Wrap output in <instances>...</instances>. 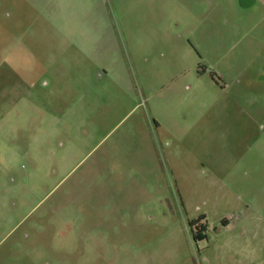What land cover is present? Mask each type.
Here are the masks:
<instances>
[{"label":"rangeland","instance_id":"rangeland-1","mask_svg":"<svg viewBox=\"0 0 264 264\" xmlns=\"http://www.w3.org/2000/svg\"><path fill=\"white\" fill-rule=\"evenodd\" d=\"M0 264H264V0H0Z\"/></svg>","mask_w":264,"mask_h":264},{"label":"trees","instance_id":"trees-1","mask_svg":"<svg viewBox=\"0 0 264 264\" xmlns=\"http://www.w3.org/2000/svg\"><path fill=\"white\" fill-rule=\"evenodd\" d=\"M203 216H199L196 219H192L190 221V225L191 226H196L198 224V222L201 220ZM194 239H203L205 237V234H200L199 230H196V232L193 234Z\"/></svg>","mask_w":264,"mask_h":264},{"label":"crops","instance_id":"crops-1","mask_svg":"<svg viewBox=\"0 0 264 264\" xmlns=\"http://www.w3.org/2000/svg\"><path fill=\"white\" fill-rule=\"evenodd\" d=\"M212 24L210 25V28H211Z\"/></svg>","mask_w":264,"mask_h":264}]
</instances>
